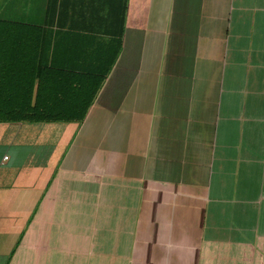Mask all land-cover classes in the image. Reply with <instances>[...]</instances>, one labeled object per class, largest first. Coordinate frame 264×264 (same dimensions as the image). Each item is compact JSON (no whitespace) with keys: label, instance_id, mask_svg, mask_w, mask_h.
<instances>
[{"label":"crops","instance_id":"1","mask_svg":"<svg viewBox=\"0 0 264 264\" xmlns=\"http://www.w3.org/2000/svg\"><path fill=\"white\" fill-rule=\"evenodd\" d=\"M0 264H264V0H0Z\"/></svg>","mask_w":264,"mask_h":264},{"label":"built area","instance_id":"2","mask_svg":"<svg viewBox=\"0 0 264 264\" xmlns=\"http://www.w3.org/2000/svg\"><path fill=\"white\" fill-rule=\"evenodd\" d=\"M3 159H5V157Z\"/></svg>","mask_w":264,"mask_h":264}]
</instances>
